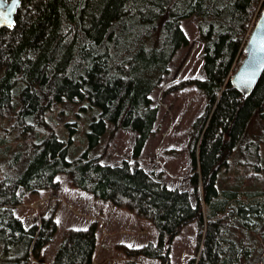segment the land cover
Listing matches in <instances>:
<instances>
[{
    "label": "trees",
    "instance_id": "1",
    "mask_svg": "<svg viewBox=\"0 0 264 264\" xmlns=\"http://www.w3.org/2000/svg\"><path fill=\"white\" fill-rule=\"evenodd\" d=\"M263 8L264 0L22 1L14 26L0 28V243L14 253L10 264L40 259L52 242L56 208L29 228L14 208L26 193L59 191L58 174L155 227L156 242L118 246L131 259L125 264H141L137 257L172 264L174 238L194 221L199 258L187 264H264V202H243L218 187L229 158L257 156L264 143V129L248 132L264 117V72L247 97L230 83ZM190 17L205 77L179 88L194 85L207 100L190 131L192 193L169 187L138 162L158 117L151 94L188 45L181 23ZM90 109L96 116L77 151L79 121ZM109 126L110 139L120 129L134 134L132 162L107 163L105 150L90 156ZM97 227L65 229L52 264H92Z\"/></svg>",
    "mask_w": 264,
    "mask_h": 264
},
{
    "label": "rangeland",
    "instance_id": "2",
    "mask_svg": "<svg viewBox=\"0 0 264 264\" xmlns=\"http://www.w3.org/2000/svg\"><path fill=\"white\" fill-rule=\"evenodd\" d=\"M181 29L188 39V45L176 52L169 64L168 73L151 94L153 104L159 108L158 117L154 132L138 162L146 171L161 174L169 187H181L192 193L191 177L194 171L190 163V131L195 120L203 113L207 100L194 85L179 88V85L188 79L205 77L203 45L198 40L199 32L194 17L184 19ZM94 116V110L83 112L79 121V137L75 142L77 151L85 147L81 141L83 132ZM255 121L250 124L248 132L252 136H259L264 129V117L261 123ZM110 129L109 126L99 145L90 152V156H98L105 150L103 159L107 163L119 165L124 160L132 162L134 134L120 129L110 139ZM240 154L229 158L219 168V190L235 191L243 202H264V143L260 144L257 156L247 157L244 153ZM56 181L61 185L59 191L53 193L40 190L26 193L23 203L14 208L15 216L25 228L33 224L40 225L43 214L56 208L57 231L54 238L42 250L41 258L31 257L29 264H52L62 232L67 228H86L92 222L98 225L97 249L92 264H125L131 259L118 250L119 245L140 247L148 242H156L157 231L151 223L116 207L111 202H104L73 187L65 174H58ZM197 233L198 225L194 221L186 225L174 238L170 250L172 264H187L191 258H199L200 248L196 251ZM249 234L257 233L251 231ZM13 256L14 253L11 250L5 251L4 245L0 243V264H10L9 260ZM134 260L141 264H160L158 259L147 257H137Z\"/></svg>",
    "mask_w": 264,
    "mask_h": 264
},
{
    "label": "water",
    "instance_id": "3",
    "mask_svg": "<svg viewBox=\"0 0 264 264\" xmlns=\"http://www.w3.org/2000/svg\"><path fill=\"white\" fill-rule=\"evenodd\" d=\"M23 0H0V28H12ZM245 57L230 83L244 97L249 96L264 72V8L244 48Z\"/></svg>",
    "mask_w": 264,
    "mask_h": 264
},
{
    "label": "snow or ice",
    "instance_id": "4",
    "mask_svg": "<svg viewBox=\"0 0 264 264\" xmlns=\"http://www.w3.org/2000/svg\"><path fill=\"white\" fill-rule=\"evenodd\" d=\"M3 15V13H0V16H2Z\"/></svg>",
    "mask_w": 264,
    "mask_h": 264
},
{
    "label": "crops",
    "instance_id": "5",
    "mask_svg": "<svg viewBox=\"0 0 264 264\" xmlns=\"http://www.w3.org/2000/svg\"><path fill=\"white\" fill-rule=\"evenodd\" d=\"M153 132H154V130H153ZM153 134V133H152ZM150 138V137H149ZM146 244V243H145ZM144 245V244H143Z\"/></svg>",
    "mask_w": 264,
    "mask_h": 264
}]
</instances>
